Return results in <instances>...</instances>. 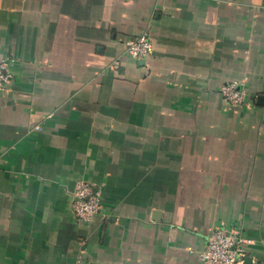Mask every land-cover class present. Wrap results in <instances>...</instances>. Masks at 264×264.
<instances>
[{"label": "crops", "instance_id": "obj_1", "mask_svg": "<svg viewBox=\"0 0 264 264\" xmlns=\"http://www.w3.org/2000/svg\"><path fill=\"white\" fill-rule=\"evenodd\" d=\"M3 59L0 264H203L220 225L264 264V0H0Z\"/></svg>", "mask_w": 264, "mask_h": 264}, {"label": "built area", "instance_id": "obj_2", "mask_svg": "<svg viewBox=\"0 0 264 264\" xmlns=\"http://www.w3.org/2000/svg\"><path fill=\"white\" fill-rule=\"evenodd\" d=\"M125 52L136 60H146L152 54V43L146 33L124 42ZM12 79L8 60H0V92L7 90ZM227 104L234 107L249 106L247 91L236 81L219 89ZM101 188L88 181L79 180L72 191L71 209L79 223H89L102 213ZM252 241L236 228L216 226L207 235L206 244L198 254L203 264H245Z\"/></svg>", "mask_w": 264, "mask_h": 264}, {"label": "water", "instance_id": "obj_3", "mask_svg": "<svg viewBox=\"0 0 264 264\" xmlns=\"http://www.w3.org/2000/svg\"><path fill=\"white\" fill-rule=\"evenodd\" d=\"M245 264H250V258H246Z\"/></svg>", "mask_w": 264, "mask_h": 264}]
</instances>
